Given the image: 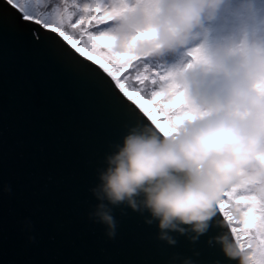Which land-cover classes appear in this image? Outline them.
I'll return each instance as SVG.
<instances>
[{"label":"clouds","instance_id":"obj_1","mask_svg":"<svg viewBox=\"0 0 264 264\" xmlns=\"http://www.w3.org/2000/svg\"><path fill=\"white\" fill-rule=\"evenodd\" d=\"M107 6L114 9L105 29L108 53L135 60L136 72L151 78L146 88L182 96L166 108L163 131L131 126L106 154L90 188L97 203L88 218L114 239V208L126 206L147 213L145 223H155L157 239L166 244L177 245L173 233L195 241L208 232L226 190L246 189L264 201V5L107 0ZM178 52L168 64L166 55ZM23 224L31 231V220ZM213 239L236 264H253V252L228 232ZM173 260L196 264L189 256Z\"/></svg>","mask_w":264,"mask_h":264},{"label":"water","instance_id":"obj_2","mask_svg":"<svg viewBox=\"0 0 264 264\" xmlns=\"http://www.w3.org/2000/svg\"><path fill=\"white\" fill-rule=\"evenodd\" d=\"M0 7V264H179L173 257L185 256L196 264H236L208 243L220 225L228 229L222 216L195 241L173 233L176 246L157 239L156 224L145 223L147 213L126 206L114 208V239L88 218L97 203L90 188L106 154L129 127L154 125L58 33L19 23L4 0ZM66 50L98 70L138 115ZM8 186L10 193L3 191Z\"/></svg>","mask_w":264,"mask_h":264},{"label":"snow or ice","instance_id":"obj_3","mask_svg":"<svg viewBox=\"0 0 264 264\" xmlns=\"http://www.w3.org/2000/svg\"><path fill=\"white\" fill-rule=\"evenodd\" d=\"M38 3L39 0H4L5 7L13 12L19 23L27 25L34 22L36 25H42L44 29L58 33L59 37H62L71 46V49H75V53H80L87 60L94 61L96 65H99L103 72L112 78L115 87H118L119 92L123 93V97L133 101L151 121L154 128L163 131L164 121L170 115L166 108L169 105L178 104L182 93H178L175 98H172L159 91H152L151 98L145 99L142 95L143 88L130 91L131 85L125 83L120 73L128 68L135 70L136 61L117 59L108 53L104 45L105 29L114 14V9L107 6V0H63L62 3L54 2L49 6L48 11H41L37 7ZM3 13L4 7H0V20L3 18ZM96 25L100 27H90ZM68 29L71 30L72 35H69ZM74 36H79L80 39H74ZM102 49L106 50L104 59L110 61L115 67H111L97 56L92 55V53L101 52ZM75 53L66 50L65 54L75 60L83 71L96 77L101 86L105 87L118 103H123L130 113L138 115L135 109L114 91L110 82L98 70L93 69L85 61L79 60ZM191 54L195 57L197 53L193 51ZM150 79L147 74L135 76V81L139 85L146 86ZM140 119L143 118L140 117ZM216 208V216L210 222L209 229L213 227L214 221L218 223L222 216L228 229H223V226L220 225L221 232L229 233L228 230H230V237L234 238L242 249L253 252V264H264V201H260L246 189L226 190L222 193ZM234 208L238 209V215L234 213ZM213 238L208 241L211 246L217 245Z\"/></svg>","mask_w":264,"mask_h":264},{"label":"rangeland","instance_id":"obj_4","mask_svg":"<svg viewBox=\"0 0 264 264\" xmlns=\"http://www.w3.org/2000/svg\"><path fill=\"white\" fill-rule=\"evenodd\" d=\"M62 3L63 0H41V11H48L49 10V6L52 5L53 3ZM69 35H72V32L70 29H68ZM74 39L79 40L80 37L79 36H74ZM82 46V45H81ZM106 50L102 49L101 52H96V53H92V55L97 56L99 59H101L102 61H104V63H108L111 67H115L114 64H112L110 61H107L104 59V52ZM174 54H167L165 57L166 62L169 61L170 56H172ZM154 72V69H153ZM153 72H152V76H153ZM138 73L136 72V70H133L131 68L126 69V71L121 72L120 76L122 78H124L125 83L131 85L130 87V91L131 90H139L141 88L144 89V91L142 92V95H144L145 99H150L151 98V92L153 91L152 88H146V86L144 85H139L136 81H135V76ZM161 119L163 120V117H161Z\"/></svg>","mask_w":264,"mask_h":264},{"label":"trees","instance_id":"obj_5","mask_svg":"<svg viewBox=\"0 0 264 264\" xmlns=\"http://www.w3.org/2000/svg\"><path fill=\"white\" fill-rule=\"evenodd\" d=\"M260 3L262 4V5H264V0H260ZM223 13V10H221V14ZM75 19V18H74ZM90 27H96V28H98V27H100V26H98V25H96V26H90ZM179 52L178 53H176V54H174V55H172V56H170V57H168L169 58V61H167V63L168 64H171L178 56H179ZM156 71H157V69H154V72H153V76L156 74Z\"/></svg>","mask_w":264,"mask_h":264}]
</instances>
